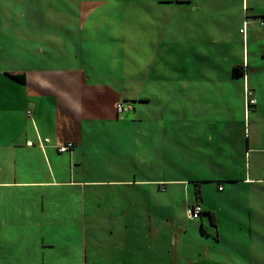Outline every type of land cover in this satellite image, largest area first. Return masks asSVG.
Instances as JSON below:
<instances>
[{
	"label": "rangeland",
	"instance_id": "1",
	"mask_svg": "<svg viewBox=\"0 0 264 264\" xmlns=\"http://www.w3.org/2000/svg\"><path fill=\"white\" fill-rule=\"evenodd\" d=\"M48 1L0 0V70L7 74V71L16 72L21 68H27L30 72L38 67L43 75L57 80L60 87L66 82L54 106L52 103L50 106L53 112L55 104L60 106L63 114L65 110L68 112L69 123L61 120V130L67 132V125L70 129L76 126L83 130L84 136H89L85 138L83 147L77 145L67 153H54L59 155L64 168L68 166L71 170L68 178L203 179L206 202L216 204L220 213L227 211L231 207L224 199L227 192L218 191L220 179L226 180L224 175L227 170L222 165H231L237 174L243 176L249 171L253 174L255 167L264 171V57L257 55L258 48L262 46L253 42L255 29L261 31L263 28L255 26L253 21L249 25L244 66L250 68L244 77L250 87L256 85L253 93L257 103L245 107V113L243 102H240L244 77L231 76L232 65L242 64V56L237 57L242 54L241 43H238L235 55L219 56L213 61L212 57L208 60L201 58L203 61L200 65L204 69L197 68L193 72L195 74L189 77L188 74L184 75L186 70L181 71V64H175L169 51H166L170 49L167 46L173 44L172 32L168 30L160 34L156 30L158 28L153 26H158L159 22L151 18L152 11L145 10L142 4L136 7L133 3H126L121 8L123 2L89 0V8L58 7L50 10L46 5ZM67 1L54 0L57 6H65ZM201 13L205 17V11ZM145 18L148 20L145 21ZM145 23L149 30L145 28ZM191 60L189 58L190 68L193 66ZM205 61L208 62L203 64ZM72 67L80 68L85 76L84 92L80 86H74L75 80L70 73ZM174 74H178V80L187 81L188 87H171L167 82L173 80ZM5 76L0 78L9 79L17 87L20 81ZM126 76H129L126 81L134 77L135 86L145 79L151 82L152 89L147 83L146 86L150 96L151 91L153 93L152 100L136 105L130 101L137 112L132 109L118 114L115 108L117 114L114 117L109 108L110 102H107L113 94L104 95L108 90L99 87L114 90L123 86L121 79ZM232 83L237 85H232V89L226 88V84L230 86ZM60 92L75 98L82 94L79 99L82 117L76 114L77 103L72 98L63 101ZM226 96L231 97L232 102H223ZM234 103L238 105L233 106ZM81 109H84L83 115ZM99 111H103L105 118L100 117ZM47 113H42L44 119L41 125L44 129L39 128L44 134L57 125L54 119L48 124ZM233 113L236 119L232 121L230 117ZM27 114L30 120L28 118L26 129L30 131L36 125L31 112L27 111ZM133 117L143 119L138 126L139 135H135L138 132L133 134L128 127L131 134L122 125L121 119ZM224 119V135L230 138L234 130L237 140L235 143L229 140L230 151H224L225 147L221 145L228 147L227 141H222L221 137ZM74 120H78V123ZM186 123L191 124V128H195L194 124L198 125L192 138L194 149L185 147L189 139L184 127ZM100 128L103 136L95 137ZM90 134H94L98 141L88 142L93 140ZM210 135L213 136L211 145L207 142ZM127 136L130 137L129 142ZM177 140L180 148L175 143ZM48 141L44 142V136L40 135L36 144L45 149L50 143ZM40 150H37V161L33 165L36 168L19 165L18 173L22 178L32 177L35 170L43 174L47 166L53 165L51 157L42 155ZM2 155L0 177L13 178L14 147L6 148L5 159ZM178 183L180 181H146L145 191L133 187V195L145 197L135 200V204L143 209L140 216H137L138 206H134L132 211L134 226H142L141 230L127 234L131 237L129 243H133L132 264H264V233L244 228L243 231L227 230L216 238V228L209 223L207 216L203 217L207 223V229L203 232L200 218L191 219L186 213L188 201L192 199V182ZM111 188L109 185L84 187L77 182L45 189L26 188L24 192L28 199L24 203L29 204L34 221L28 223L27 227H20L26 229L24 233H7L6 236L0 233V264H83L74 260L80 251L83 252L79 247L81 233L78 229L81 230V227L74 223V215L79 213L80 207L87 210L88 229L90 223L93 226L99 224L86 234L87 264H97L95 261L99 259L103 264H111L108 248L121 239L120 234L111 230L115 224L124 226L112 211L111 218L103 212L105 208H110V202L118 206ZM34 190L40 193L31 194ZM7 194H10L9 191ZM42 206L45 210H42ZM38 223L43 226H38ZM92 241L96 244L91 245ZM105 244L108 247L103 249ZM139 247H145V256L142 257Z\"/></svg>",
	"mask_w": 264,
	"mask_h": 264
},
{
	"label": "crops",
	"instance_id": "2",
	"mask_svg": "<svg viewBox=\"0 0 264 264\" xmlns=\"http://www.w3.org/2000/svg\"><path fill=\"white\" fill-rule=\"evenodd\" d=\"M87 1L89 0H68L65 6H57V4L55 5L54 0H50L46 2V5L50 7V10H53L54 8L58 7L82 9L85 7H90L89 5H87ZM110 1H115L119 3L123 2L124 4L121 5V8L124 7L126 3H133V6L136 7H138L137 4H142L145 10L152 11L153 16L151 18H155V21L157 23L159 22L158 26L153 25L154 27L158 28L156 30L160 34H165L168 30L172 32V37H169L172 38L173 44L167 46L168 48L170 47V49H166V51H169V54L171 58L174 59L175 64H181V71L186 70L184 72V75L188 74L189 77L192 76L193 72L197 71V68H200L201 70L204 69L200 65V62L203 61V59L201 58H207L208 60L212 57L213 61V58L214 60H216V58L219 56L226 57L227 55H235V51H238V43H241L242 45V54L238 55V53L237 57L242 56V64L235 63L232 65V68L235 65H242L243 75L235 76L231 71V76L234 78L240 76L244 77L247 74L248 69L250 68L248 65L247 67L244 65L246 56L245 44L249 39V25L252 21L255 26L263 28L261 31H257L255 29V40L253 42H256L259 46H262V48H258L257 55H259L260 57L261 54V56L264 57V0ZM96 3L99 4L98 1H96ZM203 10L205 11V17H202L201 15V12H203ZM152 19L150 20L151 22L153 21ZM146 20L148 19L145 18V21ZM145 28H148L146 23ZM189 58L192 59L191 64L193 66L191 68L189 64ZM207 62L208 61H205L203 64H206ZM186 63L187 65H185ZM27 70V68H21L19 69V71H16H24L22 73L25 74V83L17 82V87L12 82H9V79L5 80L4 78H0V154H3L2 158L5 159L4 153L6 151V148L9 147H14L15 153L14 177H0V233H5V236L7 233H24L26 232V229H21L20 227H27L28 223L34 221L32 219L33 215L31 216L30 208L28 206L29 204L24 203L28 199L27 194L24 192L26 188L38 187L45 189L47 187L64 186L65 184L71 182L83 184L84 187H99L109 185L112 186L111 189L112 192L115 193V196L118 200V206H115V203L110 202V208H105L103 212L106 213L109 218H111L112 211L114 213V216L117 218V221L119 220L124 223L123 227H120L117 224H115L114 226L112 225L114 228H112L111 232L120 234L119 237L121 239H118L119 243L112 246L110 245V248H108L109 254L111 255L109 262H111V264H132V262L134 261L133 243H129L131 237H128L127 234L129 232L134 233V230H136L137 232H140L141 230L142 226H134V214L132 211L134 209V206H138L137 216H140V212H142L143 209L140 208L139 205L135 204V200H141L143 197H145L144 195H133V187L138 191H145L144 185L146 181H180V183L178 184H185V182L187 181L192 182V199L188 201L187 206L196 202H199L202 205L204 212L200 216L201 229L203 232H205L207 229V223L203 221V217L207 216L209 223H211V225L216 228V238H219V235L221 233L223 234L227 230L243 231L244 228H249L251 231H255L257 233H264V171L262 169L260 170V168L256 169L257 167H255V171L253 174L249 171L248 174L246 173V176H243L237 174L231 165H222V168L227 170L224 175V179L226 180L221 181L220 179V183H218V191H222L223 193L227 192V196L224 199L228 201L231 205V207H229L228 210L223 213H220L218 211L216 204L206 202V195L203 194V182H205V180L203 179L176 178L171 180H145V177L82 179V176L80 179L68 178L69 176H71V170L68 166H65L64 168L62 160H60L59 155L57 156L56 154L67 153L70 150L65 152H59L57 150V146L69 141H73L74 146L72 149H74V147H76L77 145L83 147L86 142L85 138L89 136H84V133H82L83 130L76 128V126L73 129H70L69 125H67V132L61 130V126L59 123L61 120L65 121L66 123H69V116H67L68 112L66 110L65 114L60 112V106L58 104H55V111L53 112L52 106H50L51 103L54 106V101H57V95L59 94L60 89L65 88L66 82H63L60 87V83H57V80L52 79V77H49L48 75H43L42 72L39 71L38 67L33 69V71L30 70V72H28ZM71 71L72 72L70 73L73 74V80H80L77 82L73 81L74 86H80V90L83 91L86 87V82L84 80L85 76L83 72L80 70V68L76 67H72ZM194 74L195 73H193V75ZM5 75H7L6 72L0 70V77H6ZM128 77L129 76L123 77L121 79L123 81V86L115 87L114 90L109 87H99L108 90V93H105L104 95L110 93L113 94L112 98H110V100L107 102H110V104L108 103L109 108L114 117L115 114H117L115 110V103L119 100H128L129 102L131 101L135 103V105L136 103L147 104L152 100L153 93L151 91L150 96V91L148 89V86H146L147 83L150 89H152L151 82H148L147 79H145L144 82L139 81L135 86L133 80L134 77H132L130 81H126L128 80ZM177 77H179L178 74H174L173 80L167 83L171 84V87H175L176 89H180L183 86L188 87L187 81H180V79L178 80ZM11 79L13 80V78ZM232 85L235 86L237 85V83H232L230 84V86H227L226 84V88H234V86ZM241 85L242 97L240 99V102H243V108L245 112V88H251L253 90L256 85L250 87V83H246L245 77ZM130 88L132 91H130ZM70 94H72V92H70ZM80 96L75 98L74 96L66 95V92H64L63 94L61 93L63 101L72 98L77 103L76 114L79 116H81L80 107L82 108V104L79 103ZM223 98V102H227V100L229 102H232V98L229 96ZM191 100L192 98L190 99V101ZM12 101L13 106L11 105ZM236 105L238 104H233V106ZM135 108L136 107L133 106V110L136 113L137 111L135 110ZM27 111H29V113L31 112V115L36 125L32 126V130L30 129V131L26 129V126H28L29 124L28 118L30 120V116L27 114ZM45 111L49 112L46 114V118L49 121L48 124H50V120L52 122L54 119V121L57 122V125L55 129L51 127V129H48L44 134L40 129H44L43 125H41V120L43 121L44 119L42 113ZM102 112L103 111H99L98 114L101 115L100 117L105 118V114L103 115ZM142 113L145 114L144 111H142ZM81 114H84V109H81ZM190 116L191 115L187 117ZM233 119H236V115L234 113L230 117V120L233 121ZM121 120L122 125L124 127H127V131H130L132 134V131L130 130L132 129L133 134H135L138 132L139 123H142L143 119L140 117H133L132 119L126 120V118H123ZM74 121L78 123V120ZM128 121H131L130 125L128 124ZM225 121L226 119H224L222 122L221 129L223 131L221 133H223L226 128ZM55 122H53L52 126H54ZM215 122V124H217V121ZM185 125L184 127L186 128V136L189 137V139L186 140L185 147L188 149H192V138L195 136V129L198 128V125L195 126L194 124L195 128H191V124L188 123H186ZM128 127L130 128L129 130ZM101 130L102 128L96 131L95 137L103 136V132ZM163 132H165V128L163 129ZM163 132L161 130L160 133L162 134ZM38 133L44 136V142H46L45 138H49L50 140L48 141L50 142L48 144V147H45V149L38 147V145L36 144L40 136ZM135 135H139V132ZM128 136L127 138L129 142L130 137ZM235 136L236 135L234 130L233 135L230 138H228V136L226 137L223 133V135L221 136L222 141H227L228 143V147H226L224 144H221L222 147H225L223 149L224 151L227 149L230 151V142L235 143L237 141ZM53 137L54 139H52ZM95 137H93V140H88V142H97L98 140ZM29 141L32 142V145H29V143H27ZM212 141L213 136L211 137L210 135L209 138H207V142L211 145ZM175 143H177V147H181V144L178 142V140L175 141ZM38 149L43 150V152L42 150H40L42 155L51 157L53 165L51 167L47 166V171L43 174H41V171L35 170L34 172H32V177L22 178V176L18 173L19 165L29 166L30 168H36V166L34 167L33 165L37 161ZM250 149L256 150L257 148L251 147ZM73 151L71 152L72 154ZM143 159H145V157H143ZM220 186L222 188H220ZM13 189H15L17 192L15 193ZM7 191H9L10 194H7ZM39 193V191L34 190L31 194ZM42 210H45L43 206ZM210 212L212 213L214 221H212L210 217ZM87 216V210L83 207H80L79 213L77 215H74V217H76L74 223L76 222L78 228L81 227V230L78 229L81 233V243L79 247L80 250L83 249V252L80 251L79 255L75 256L74 260L80 262L82 261L83 264H87L88 260V243L86 234L90 231L92 232V227L99 225L94 223L95 225L93 226V224L90 223V227L88 229L86 219ZM90 221L94 222L93 219H90ZM37 225L40 227L43 226V224L40 223H38ZM27 232L31 231L28 230ZM91 243V245L96 244L95 241H92ZM107 247L108 244H105L103 246V249ZM139 249L142 257L145 256V247H139ZM126 258L127 262L125 261ZM122 259H124V261ZM112 261L114 262L112 263ZM95 263L103 264L101 259H99V261H95ZM193 264H199V262Z\"/></svg>",
	"mask_w": 264,
	"mask_h": 264
},
{
	"label": "built area",
	"instance_id": "3",
	"mask_svg": "<svg viewBox=\"0 0 264 264\" xmlns=\"http://www.w3.org/2000/svg\"><path fill=\"white\" fill-rule=\"evenodd\" d=\"M245 97H246V107H249L251 105H255L256 98L251 96V92L249 91L248 88H245ZM115 108H116L118 114H123V113L129 112L130 110H132L133 106L129 101L119 100L115 103ZM48 140H49L48 138H45L46 142ZM27 143H29V145H32L31 141H29ZM73 146H74L73 142H66L62 145H58L57 150L59 152H65V151L71 150L73 148ZM220 188H222V187L220 186ZM201 211H202V205L200 203L190 204L186 208V213H187L188 217L191 219H195V218L199 217Z\"/></svg>",
	"mask_w": 264,
	"mask_h": 264
},
{
	"label": "trees",
	"instance_id": "4",
	"mask_svg": "<svg viewBox=\"0 0 264 264\" xmlns=\"http://www.w3.org/2000/svg\"><path fill=\"white\" fill-rule=\"evenodd\" d=\"M232 72H233V75H235V76H237V75H243V66L241 65V66H239V65H235V66H233V68H232ZM7 75H9L10 77H12V78H14V79H16V80H18V81H20V82H22V83H24L25 82V74L24 73H17V72H7ZM249 89V91L251 92V96H253V97H255L254 96V94H253V90L251 89V88H248ZM256 98V97H255ZM126 101H128V100H126ZM256 103H257V99H256ZM255 103V104H256ZM245 104H246V97H245ZM247 108V107H246ZM74 144V143H73ZM196 203H199V202H196ZM204 212V210H203V207H202V211H201V213H200V215H199V218H200V216H201V214ZM210 214V217H211V219H212V221H214L213 220V216H212V213L210 212L209 213ZM198 218V217H197Z\"/></svg>",
	"mask_w": 264,
	"mask_h": 264
}]
</instances>
